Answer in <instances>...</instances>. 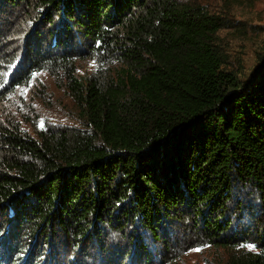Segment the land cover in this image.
I'll return each instance as SVG.
<instances>
[{"label": "trees", "instance_id": "16d2710c", "mask_svg": "<svg viewBox=\"0 0 264 264\" xmlns=\"http://www.w3.org/2000/svg\"><path fill=\"white\" fill-rule=\"evenodd\" d=\"M29 2L47 39L7 78L19 53L1 34L0 102L36 72L63 73L84 127L33 138L0 118V264H61L57 241L64 264H153L148 243L168 245L174 223L191 245L229 251L226 264H264V226L252 242L234 237L237 194L264 213V57L245 81L222 70L220 21L181 0ZM87 55L122 65L81 81ZM111 233L126 250L109 248Z\"/></svg>", "mask_w": 264, "mask_h": 264}, {"label": "rangeland", "instance_id": "374dc122", "mask_svg": "<svg viewBox=\"0 0 264 264\" xmlns=\"http://www.w3.org/2000/svg\"><path fill=\"white\" fill-rule=\"evenodd\" d=\"M11 7L6 0H0V38L6 33L10 39L6 41L14 52H18L14 60L7 63L5 77H10L18 66L23 65L27 49L32 42H45L46 30L37 7L30 0ZM185 3L197 5L215 16L221 27L216 33L215 44L221 53L223 67L227 73H233L239 81L248 79L259 67L264 57V0H181ZM35 22V23H34ZM37 22V23H36ZM41 30L42 36L37 38L35 33ZM3 38V37H2ZM73 41H71L72 43ZM74 50L81 45L73 44ZM87 55L78 59L74 66V75L81 81L90 76L100 75L103 79L111 78L121 68V63L114 65L102 64L100 59ZM13 61V62H12ZM31 80L18 88L8 99L0 102V118L10 119L20 124V127L31 137L37 136V131L49 129L63 131L68 129H83L84 125L79 117L76 103L73 101L63 73L52 74L49 71L36 72ZM41 122H43L41 124ZM238 201L242 200L241 209L236 212L235 223L238 232L235 242L256 239L257 231L264 226L263 210L258 208V201L249 196V190L237 194ZM182 227L180 223L167 225L166 240L148 244V251L155 261L153 264H226L230 257L224 248H215L205 243H192L194 240L190 229ZM108 246L113 250H126L125 243L120 241L114 233L105 234ZM94 247V246H93ZM131 248L133 252V247ZM249 244L246 248L249 250ZM50 255L58 258L71 253L64 245L50 246ZM197 249H199L197 251ZM174 253V258L167 262L168 254ZM67 251L65 254L64 252ZM72 256V254L70 255ZM60 260L61 264H64ZM92 259V256L90 257ZM88 258V260H90ZM52 264V260H51ZM55 264V263H54Z\"/></svg>", "mask_w": 264, "mask_h": 264}, {"label": "snow or ice", "instance_id": "6c2138e0", "mask_svg": "<svg viewBox=\"0 0 264 264\" xmlns=\"http://www.w3.org/2000/svg\"><path fill=\"white\" fill-rule=\"evenodd\" d=\"M43 122H41V124H42ZM251 247V246H250ZM199 249H197V251H198Z\"/></svg>", "mask_w": 264, "mask_h": 264}]
</instances>
